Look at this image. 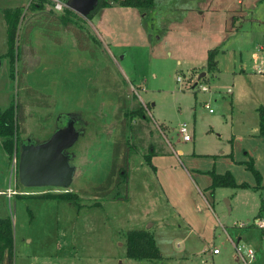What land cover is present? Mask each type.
I'll return each instance as SVG.
<instances>
[{
    "label": "rangeland",
    "instance_id": "1",
    "mask_svg": "<svg viewBox=\"0 0 264 264\" xmlns=\"http://www.w3.org/2000/svg\"><path fill=\"white\" fill-rule=\"evenodd\" d=\"M240 1L154 0L148 8L113 5L90 18L78 14L81 35L98 41L89 42L93 56L78 48L72 31L53 28L50 38L43 33L40 22L62 10L46 1L42 8H29L31 0H0V108L23 105L18 127H24L23 141L48 139L62 113H75L79 131L64 150L75 167L68 190L80 195L73 201L37 197L50 192L46 187L18 186L16 155L9 156L0 143V189L30 193L0 195V217H10L13 224L14 264H201L208 248H218L221 255L235 252L239 235L243 250L255 251L254 263L264 264V231L255 224L264 220V140L230 135L224 101L213 92L225 89L228 80L206 70L208 49H234L225 57L238 66L264 42V0ZM16 7L23 11L11 75L3 10ZM29 25L30 43L24 37ZM195 66L204 78L192 73ZM207 83L211 95L201 90ZM27 87L38 93L29 95ZM124 103L127 109L143 104L146 114L131 121L128 134L138 148L130 156L128 199L102 200L92 188L109 172ZM182 123L190 141L181 139ZM151 147L148 162L142 156ZM18 148L21 152L23 144ZM250 159L259 179L247 167ZM227 171L247 186L212 189L211 172ZM148 226L163 258L127 257V232Z\"/></svg>",
    "mask_w": 264,
    "mask_h": 264
},
{
    "label": "trees",
    "instance_id": "2",
    "mask_svg": "<svg viewBox=\"0 0 264 264\" xmlns=\"http://www.w3.org/2000/svg\"><path fill=\"white\" fill-rule=\"evenodd\" d=\"M48 2L53 5L52 0H38L29 3V8H42V2ZM154 0H98L97 5L86 15L87 18L92 17L97 13L101 7H110L113 5H119L122 7H135V8H148L151 7ZM23 8H5L3 15L8 25V55L10 56V67L11 75H14V62H15V41L18 36V25L22 15ZM49 21L46 23L40 22L41 26H44L43 33L50 38V30L53 28L66 29L72 31L77 40L79 49L89 50L92 53L89 42L93 41L98 43L97 40L90 38L86 34H82L80 31V24L77 21L78 13L64 6L60 15L52 14L51 12L47 15ZM33 24V23H32ZM31 24V25H32ZM31 25L26 29L25 36L29 35L31 31ZM52 36V35H51ZM51 39L58 40L55 37ZM93 39V40H92ZM28 40V38H27ZM30 43V39L28 40ZM27 42V43H28ZM219 48H213L208 50L207 55V69L209 71L215 70L217 67V54ZM19 53V52H18ZM19 56V54H17ZM21 84V77L18 80ZM37 91L31 87H27V93L35 94ZM38 93V92H37ZM42 97L44 94L39 93ZM38 104L47 105L46 101H38ZM259 115V135L264 140V105H260L257 108ZM121 115V116H120ZM134 118L146 119L145 108L143 104H140L136 108L127 109L125 103L119 109L117 119L119 122V133L113 142L112 160L109 172L107 173L103 182L93 187L92 195L100 196L102 200H127L128 199V185H129V163L130 156L132 153L137 152L138 148L132 144L128 139V134L131 131V121ZM68 120L78 121L75 113H62L57 119V128L66 125ZM24 121L23 105L12 104L5 109L0 108V143L4 151L9 155H16L17 160L19 159V148L18 144H22L23 140L20 138L21 133L24 132V127L18 130L20 123ZM66 153V152H65ZM154 154V149L149 148L146 153H143L146 161L150 162L151 156ZM18 163V162H17ZM247 167L251 169L256 177L259 179V172L254 168L253 161L250 159L247 162ZM212 183L210 187L212 189L216 187H246L244 184H237L229 171L224 174H218L211 172ZM17 184L20 187H24L18 180ZM50 192H45L40 195L36 194L37 197H53L64 199L68 201L79 200L80 195L78 192L65 190L63 188L58 192H51L55 187H46ZM80 193H85V190H80ZM34 195V194H33ZM95 204H100L96 202ZM261 209L262 206H261ZM13 224L10 217H0V264H14V244H13ZM126 254L127 257L132 259H160L162 258L161 251L155 241L153 232L150 229H132L127 232L126 237Z\"/></svg>",
    "mask_w": 264,
    "mask_h": 264
},
{
    "label": "crops",
    "instance_id": "3",
    "mask_svg": "<svg viewBox=\"0 0 264 264\" xmlns=\"http://www.w3.org/2000/svg\"><path fill=\"white\" fill-rule=\"evenodd\" d=\"M238 2L242 3V1L240 0H238ZM236 25L237 24L235 21L233 23V26L236 27ZM238 31L240 30H236V32ZM214 39H217L218 40L217 42H220V39L218 38L217 35H214ZM263 45L264 42L258 43L257 49H259ZM218 48H219V52L217 54V67L215 70H211V71L208 70L207 73H211L213 76L219 78L220 80L221 79L228 80V83H225L224 85L225 89L223 90L215 89L213 92L214 93L217 92V94L221 97V101H224V105L222 109L224 116L223 120L230 126V135L232 136L233 133L250 134L253 136L259 135V115L257 108L261 104H264V75H262L259 71L264 66V51H260L259 56L257 58H254L252 54L250 58H248L247 60H241V63L238 66L237 65L235 66L232 63V60H230L228 57L227 58L225 57L228 55L229 51H231V53L234 54L233 51L235 50L234 49L230 50L229 48H223L219 45ZM207 49L208 48L205 47V50ZM253 50L251 51L253 52ZM200 61L202 62V59H200ZM39 62L41 61L39 60ZM201 66H203L202 63ZM196 67L199 66L193 67L192 73L194 72L200 73V71L195 69ZM206 70H207V60H206ZM200 74L198 76L199 79L202 78L200 77ZM204 76H206V73ZM195 85H197V82L193 83V86ZM205 85L208 87V90L204 92L208 93V95H211L212 91L210 84L207 83ZM225 97H228L229 101L224 100ZM205 103L209 104V101L205 100L204 104ZM179 153H181V151H179ZM142 157L144 158V156ZM6 190L7 188L5 190L0 189V195L7 196ZM21 195H26V194H21ZM262 208L264 210V206H262ZM240 236L241 235L238 236V240L236 242H233V244L234 243L240 244L239 242V240L241 239ZM212 249L208 248L207 253L205 252V254L202 255V258H199L201 264H206V262H208L209 260H210L209 264H242V263L244 264L242 259L235 252L230 251L225 255H221V250H219L218 253H213L211 251ZM191 255H194V253H192ZM255 256L256 254L254 251V259L250 264L254 263V260L256 258ZM190 259L191 261H193L194 259L197 260V258L195 257ZM238 259H240L239 260L240 262L238 261ZM254 264H259V263L257 261Z\"/></svg>",
    "mask_w": 264,
    "mask_h": 264
},
{
    "label": "water",
    "instance_id": "4",
    "mask_svg": "<svg viewBox=\"0 0 264 264\" xmlns=\"http://www.w3.org/2000/svg\"><path fill=\"white\" fill-rule=\"evenodd\" d=\"M97 3L98 0H66L68 8L83 16H86ZM204 75L203 72L200 77ZM78 136L75 121L68 120L65 126L56 128L45 141L39 143L23 141V150L17 163L19 182L26 188L57 187L68 190L75 167L70 164L69 156L64 150L71 147Z\"/></svg>",
    "mask_w": 264,
    "mask_h": 264
},
{
    "label": "built area",
    "instance_id": "5",
    "mask_svg": "<svg viewBox=\"0 0 264 264\" xmlns=\"http://www.w3.org/2000/svg\"><path fill=\"white\" fill-rule=\"evenodd\" d=\"M53 1V7L55 10L61 11L63 10L64 6L66 5V0H52ZM264 51V45L261 46L259 49H257V52H253L254 58H257L259 56V52ZM262 75H264V66L260 69L259 71ZM177 80L181 81V77H177ZM202 91H207L208 87L206 85L201 86ZM205 108L209 110V112H212V109L209 108V104L205 103L204 104ZM178 132L182 138L183 141H189L191 140V135L189 133V128L186 123H182L179 126ZM17 173V171H16ZM7 195H13V194H30L28 191H19L17 192L15 188H8L6 191ZM255 224L262 230H264V221L262 219H256ZM241 226V224L239 225ZM234 249L236 254L242 259L244 264H250L252 260L254 259V250L251 248L246 249V251L243 250V245L240 246L239 244L234 243ZM213 253H218L219 250L218 248H213L211 250Z\"/></svg>",
    "mask_w": 264,
    "mask_h": 264
}]
</instances>
